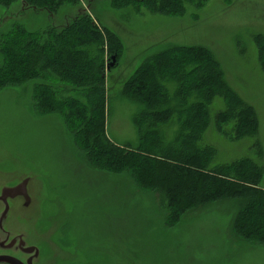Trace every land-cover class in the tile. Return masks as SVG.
<instances>
[{
  "label": "rangeland",
  "instance_id": "obj_1",
  "mask_svg": "<svg viewBox=\"0 0 264 264\" xmlns=\"http://www.w3.org/2000/svg\"><path fill=\"white\" fill-rule=\"evenodd\" d=\"M83 3L78 6L93 17L102 35V69L112 62L109 55L116 52L113 67L99 77L102 92L83 95L78 88L76 92L68 86L64 81L75 76L71 67L75 64L57 53L60 69L55 76L41 74L21 87L7 84L0 91V158L5 161L4 169L27 168L42 178L45 208L40 243L45 239L41 260L44 264H264L263 241L250 242L248 235L232 236L229 205L236 200L227 198L197 208L183 222L167 228L165 211L153 196L136 190L125 175L96 169L90 159L92 154L106 156L105 149L97 147L99 143L108 149L111 145L127 149V145L133 150L134 145L141 150L139 143L155 142L153 120L172 114H144L146 123L139 113L141 107L125 95L133 75L150 61H166L158 56L166 48L200 47L204 52L209 48L226 80V92L217 84L214 92L210 88V105L198 111V118L212 119L207 131L203 125L198 127V145L215 149L203 163L208 164L207 158H211L229 165L224 174H217L220 180L235 183L249 194H264V0H94L90 8ZM63 8L61 15L73 14L77 7L65 4ZM12 10L0 3V35L15 25L41 31L32 22L25 23L27 11L22 14L17 6ZM79 63L80 76L86 77L88 69L83 61ZM46 68L42 73L49 72ZM198 81V77L192 78L191 84L203 87ZM101 96L98 111L95 106ZM224 97L227 104H237L231 115L225 114ZM68 99H77L87 107ZM38 101L52 109L40 111ZM143 110L149 113L148 108ZM214 116L220 120L223 133L214 129ZM194 117L195 113L187 118L192 122ZM191 126L195 130L194 124ZM142 131L148 139L139 140ZM167 131L172 133L170 127ZM233 134L238 135L234 138ZM83 143L90 147L80 148ZM186 143L190 147L194 142L188 139ZM122 157L135 164L129 154ZM250 158L261 165L255 180L250 175L251 169L256 171ZM152 163L148 160L146 165ZM250 208L254 207L249 201L237 211L238 222L253 223L256 217H250ZM258 220L264 224V217Z\"/></svg>",
  "mask_w": 264,
  "mask_h": 264
},
{
  "label": "trees",
  "instance_id": "obj_2",
  "mask_svg": "<svg viewBox=\"0 0 264 264\" xmlns=\"http://www.w3.org/2000/svg\"><path fill=\"white\" fill-rule=\"evenodd\" d=\"M84 2L90 8L94 0H84ZM0 3L5 4L7 11H11L15 6L19 7L22 14L27 11L26 17L23 18L25 23L30 21L38 25V30L41 29V31L30 30L23 25L21 27L15 25L9 29L6 35H0V91L7 87L5 86L7 84L21 87L25 83L41 77V74L43 76L57 74L60 69L59 63L56 61L57 53L64 57V61L68 60L75 64L71 66L75 76L69 81H64L68 86L74 87L76 92H78V88L80 94L83 95L90 93L91 96L96 91L102 92L99 84L103 68L101 66L102 54L100 53L102 35L97 30V24L93 17L78 6L79 3H83L82 0H0ZM65 4L76 6V12L61 15L64 12ZM149 6L153 7V4L151 3ZM169 8L170 6L167 7V9ZM21 13H18L17 16H20ZM8 17L12 18V15H8ZM2 23L3 21L0 22V25ZM39 35L42 36L41 39H34ZM262 49L264 50V46ZM207 50L209 52H204L200 47L166 48L158 54L159 57L162 55L161 57L166 61H150L141 68L140 73L133 75L126 84L125 95L129 94L134 98L136 106L141 107L139 113L142 118L145 119L144 114L167 115L171 112L172 114L167 118L160 117L153 120V124L157 128L153 132L155 135L152 138L155 142L149 140L148 143H139L141 150L135 148L134 145H131L134 147L133 150L129 149L127 145V149H121L114 145L108 149L99 143L97 147L105 149L106 156L102 158L103 154H92L90 159L96 169L116 176L125 175L131 179L136 190L153 196L162 205L163 208H160L165 211L164 225L167 228H172L174 224L183 222L186 215L197 208L221 203L229 198L236 200L229 205L233 212L230 230L235 232V235L232 236L235 237L236 234L240 237L248 235L250 242L254 239L264 242V224L258 220V218L264 217V194H249L248 191L235 183L228 184L220 180L217 174H224V169L229 165L224 166L211 158H207L208 164L203 163V158L210 154L209 151L215 149L208 144L198 145L200 141L197 138L199 136L198 127L203 125L207 131L212 121L211 118H198V111L204 107L207 109L210 105L211 95L207 93L210 88L214 92L217 84L222 93L226 92V80L218 68V60L209 48ZM113 55L116 56V52L109 55L110 61ZM175 57L177 59H174ZM169 59L170 61H168ZM180 60L182 61L176 64ZM80 61H83L85 63L83 66L88 69L86 77L80 76L83 73ZM42 68H46L49 72L42 73ZM154 70L159 75L158 79L154 77ZM173 70H177L176 74ZM195 77L199 78L198 85L203 87L191 84V79ZM166 82H168V86L165 84ZM35 91L34 97L37 98L39 93L37 91L35 93ZM52 95L56 96L57 94L54 92ZM102 99L101 96L98 101H90L94 103L97 101L95 107L98 111L101 109ZM69 101L77 102L84 108L87 107L77 99ZM42 102H44L43 98ZM224 103L225 109H227L225 114H233L231 109H233V105L237 104L234 102L227 104L226 98ZM37 105L40 111L46 112L52 109L50 105L43 107L39 101ZM142 107L148 108L149 113L144 110L142 112ZM194 113L195 117L190 122L187 118L188 114L192 116ZM100 123L102 127L99 128V132L103 129V118ZM192 124H194L195 130L191 128ZM167 127L172 129V133L167 131ZM222 128L220 120L214 116V129L223 133ZM187 130H192V133L186 134ZM168 135L172 136L168 137ZM237 135L233 134L234 138ZM138 138L139 140L148 139L144 131L138 134ZM188 139H193L194 142L190 147L186 143ZM82 146L90 147L84 143L80 145V148ZM152 146H154L153 149L150 148ZM147 148L150 151H147ZM128 154L135 164L126 162L127 158L123 159L122 156ZM148 160L152 161L153 165L147 166ZM140 161L145 162L140 163ZM250 163L251 167L256 170H250V175L255 180L258 176L256 172L261 165H257V162L251 158ZM145 165L146 167H143ZM239 196L245 198L240 199ZM249 201L254 207L250 208V217L254 214L256 218L252 219L253 223L246 225L243 222H238L237 211L241 207L247 206Z\"/></svg>",
  "mask_w": 264,
  "mask_h": 264
},
{
  "label": "flooded vegetation",
  "instance_id": "obj_3",
  "mask_svg": "<svg viewBox=\"0 0 264 264\" xmlns=\"http://www.w3.org/2000/svg\"><path fill=\"white\" fill-rule=\"evenodd\" d=\"M4 164L0 158V264H44L45 238L42 244L39 238L45 208L42 178L27 168L6 170Z\"/></svg>",
  "mask_w": 264,
  "mask_h": 264
},
{
  "label": "water",
  "instance_id": "obj_4",
  "mask_svg": "<svg viewBox=\"0 0 264 264\" xmlns=\"http://www.w3.org/2000/svg\"><path fill=\"white\" fill-rule=\"evenodd\" d=\"M111 59H112V62L109 65L106 66L107 68H109V66H112L114 64L115 56L113 55ZM103 76H104V72H102V77Z\"/></svg>",
  "mask_w": 264,
  "mask_h": 264
}]
</instances>
